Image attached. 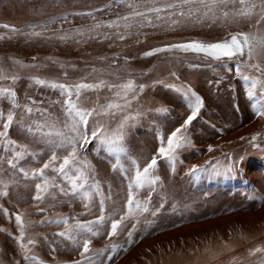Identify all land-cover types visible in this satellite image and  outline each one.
<instances>
[{
	"label": "rangeland",
	"instance_id": "obj_1",
	"mask_svg": "<svg viewBox=\"0 0 264 264\" xmlns=\"http://www.w3.org/2000/svg\"><path fill=\"white\" fill-rule=\"evenodd\" d=\"M112 2L62 0V4L56 5L55 0H0V25L8 24L23 30L13 33L0 27V37H3L0 38V66L7 70V74L19 76L15 82L0 80V87H12L21 105L28 103L34 108L47 109L54 117L63 120L61 102L64 97L60 91L37 85L31 77L69 84L99 80L120 84L127 79H132L136 85L143 84L142 91L136 89L135 99L129 94L127 105L123 96H117L107 87L85 90L81 97V103L86 107L109 102L122 106L113 108L112 116L96 117L109 127L114 128L124 115L140 113L129 124L124 143L141 168L157 154L161 138L166 144L168 134L191 112L183 95L166 85L190 87L203 100L200 113L187 128L186 135L191 143L178 149L174 164L160 157L154 170V175L159 178L156 184L135 191V197L141 201L150 200L153 209L161 203L164 207L156 217L145 214L154 221L151 225L145 224L141 218L131 245L125 242L126 233L111 238L112 243L122 244L127 251L121 250L109 264H234V258L236 264H257L258 258L249 257L248 251L264 244V200L258 199L264 197V118L255 114L253 101L246 93L247 85L235 73V64L240 58L214 60L201 54L180 52L175 57L166 53L149 57L140 55L144 50L168 42L187 39L215 42L238 31L264 30V25H257L255 18L240 19L227 26L212 21L171 25L162 20L154 22L155 27H133L124 40H119L114 30L108 28L97 29L83 37L73 36L76 29H86L94 21L91 16L69 15L63 23L58 21L48 25L49 30L41 36L23 34L30 31L24 27L26 24L44 21L63 12L103 9L95 13L96 21L100 22L127 12L123 6L105 8ZM66 33L68 39L58 38ZM93 68L103 71L93 72ZM172 71L176 72L178 79L170 75ZM11 107L7 99L0 98V112L5 117ZM14 111L16 121L8 130L9 137L29 145L30 151L36 153L35 159L25 157L21 166L41 167L51 155L49 146L34 140L27 131V124L19 122L23 109ZM25 118L29 122L39 120L41 113L34 111L30 118ZM257 133V139L252 141V136ZM66 154L63 150L58 152L60 157ZM5 155L0 147V156ZM78 157L90 164L103 194L111 195L108 204L115 201L117 207L122 206L128 192V179L119 169L112 168L116 163L115 156L107 153L90 136L89 143L78 150ZM228 164L234 167L226 174L223 166ZM121 165L128 175H134L135 166L131 159L122 157ZM192 165L205 171L197 178L189 171ZM214 165L220 170H214ZM54 166L58 167V162ZM79 166V163L72 165L69 174ZM0 167L6 174L10 171L4 161H0ZM46 175L55 176L58 184L70 187L51 167L46 170ZM36 182L39 181H28L30 186L27 189L22 182L11 191L10 197L0 198V203L10 212L26 211L37 222L58 213L81 220H91L99 215L100 197L94 191L91 203L81 196L61 195L63 202H55V207H50L54 202L45 201L39 206L46 211L37 212L34 206L37 202L31 199ZM250 196L253 198L249 199ZM85 204H89V208L86 209ZM0 228L18 234L14 216L9 220L0 213ZM62 228V224L38 223L31 230L43 234L38 237L33 252L46 264H57V261L71 264V261L80 259L78 250L70 241L58 242L56 246L50 244L53 234ZM44 235L49 241L43 239ZM109 242L106 234L93 237L91 247L100 249ZM16 260L22 261L18 246L7 232L0 231V262L14 264Z\"/></svg>",
	"mask_w": 264,
	"mask_h": 264
},
{
	"label": "snow or ice",
	"instance_id": "obj_2",
	"mask_svg": "<svg viewBox=\"0 0 264 264\" xmlns=\"http://www.w3.org/2000/svg\"><path fill=\"white\" fill-rule=\"evenodd\" d=\"M55 4H62V0H55ZM114 6H123L127 9V12L124 14L117 13L114 19L104 22L96 21L95 19V13L103 9H93L87 12H63L49 16L44 21L26 24L24 27L30 29V31L23 34L29 37L41 36L49 30L48 25L55 24L58 21L63 23L69 15L91 16L94 21L86 29H76L72 33L73 36L83 37L86 34L90 35L97 29L108 28L114 30L116 38L119 40H124L126 33H129L133 27L137 29L149 26L155 27L156 24L154 22L162 20L169 21L171 25L212 21L213 23H219L221 26H227L240 19L255 18L257 25H264V0H113L105 8L110 9ZM0 27L10 29L13 33H21L23 31L8 24L0 25ZM37 29L41 31H37ZM58 38L65 40L69 36L66 33ZM179 52L203 53L214 60H221L225 57L228 59L239 57L240 59L235 64V73L247 85L246 93L249 99L253 101L252 108L255 114L264 118V30L258 28L255 32L238 31L230 33L229 37L224 40H216L215 42H205L197 39L168 42L160 47L151 48L149 51L144 52L143 55L153 56L166 53L175 57V54ZM15 63L22 64L20 61H15ZM112 63L115 64L116 61L113 60ZM228 70L230 71L231 68ZM102 71L103 69L93 68V72ZM170 75L177 79L179 78L175 71H172ZM18 79V75H9L7 70L0 66V80L15 82ZM31 79L37 85L47 86L60 91L64 97L61 102L63 120L59 117H54L47 109L34 108L28 103L21 105L12 87H0V98L7 99L12 106L8 110L6 117L3 112H0V119H2L0 147L6 153L5 156H0V161L6 162L10 169L6 174L4 169L0 167V198L10 197L11 191L18 188L22 182L25 189H27L30 186L28 181H39L34 184V195L31 196V199L37 202L34 205L37 212L46 211L44 207L39 206L45 201L51 200L54 202L50 207H55V202H63L60 200L61 195L64 197L69 195L72 197L81 196L84 200H88L91 203V193L94 191L100 197L98 205L99 215H96L91 220H81L74 216L70 217L58 213L53 217L45 216L37 222L33 221L26 211L10 212L7 207H4L3 203H0V213H3L9 220L14 216L15 229L18 234L14 235L10 230L3 228H0V231L7 232L18 246L22 261L16 260L14 264H22V262L23 264H46L44 260L33 252V248L39 242L38 237L43 235L31 231L38 223L63 225L62 230L53 234L50 244L56 246L58 242L70 241L75 249L78 250L80 257V259L71 261V264H109L121 250L127 251L122 244L112 243L111 238L126 233L125 242L131 245L134 242L133 237L137 230V225L141 223V218H143L145 224L151 225L154 221L149 220L145 214L156 217L160 210L163 209L164 203L153 209L150 200L141 201L137 199L135 191L145 185L154 186L156 184L159 178L154 175V170L160 157L174 164L178 149L185 144L191 143L186 135L187 128L200 113L203 107V100L190 87L166 85L175 88L177 92L183 95L191 112L179 127H176L168 134L166 144L163 143L161 138V146L156 150L157 154L152 155L151 159L141 168L137 163V159L130 156L124 143L129 124L140 113L137 112L136 116L131 114L124 115L114 128L109 127L97 120L96 117L112 116L114 113L111 110L113 108L120 109L122 106L109 102L104 105L97 104L94 107H86L81 103V97L85 90L107 87L115 91L117 96H123L124 103L127 105L129 103V94L131 93L132 98L135 99L136 89L138 88L142 91L145 87L143 84L136 85L132 79H127L120 84L108 83L104 80H99L96 83L81 81L69 84L35 76L31 77ZM32 104L34 105L35 102L32 101ZM15 109H23L19 122L27 124V131L32 135L33 139L49 146L51 155L41 167L25 168L21 166V161H24L25 157L31 156L35 159L36 153L30 151L29 145L18 143L9 137L8 130L16 121ZM159 110L166 111V109ZM34 111L40 112L41 118L29 122L25 117L30 118ZM258 135L259 133L254 134L252 141H255ZM90 136L107 153L115 156L116 163L112 165V168L119 169L128 179L126 200L120 207L116 206L115 201H112L111 205L108 204L112 199L111 195L105 196L103 194L99 182L94 179L90 164L79 160L78 150L89 143ZM60 150L67 154L60 157L58 155ZM211 150V146H209V151ZM122 157L131 159L132 164L135 166L134 175L127 174V171L121 165ZM57 162L58 167H55L54 165ZM77 163L80 166L70 175L71 166ZM50 167L70 187L58 184L56 182L57 177L46 175V170ZM233 167V164L225 165L223 166V171L226 174L230 173L233 171ZM213 169L216 171L220 170L217 165H214ZM189 171L198 178L199 174L205 169L192 165ZM252 198V196L249 197V199ZM258 199L264 200V197H258ZM84 206L86 209L89 208V204ZM129 224H131L130 227L128 226ZM105 234L110 239V242L105 244L103 248H92V238ZM43 239L49 241L46 235L43 236ZM55 250L56 248L53 247V251ZM248 255L249 257L256 256L258 258L257 264H264V244H259L249 249ZM57 264H60V262L57 261ZM234 264H236L235 258Z\"/></svg>",
	"mask_w": 264,
	"mask_h": 264
},
{
	"label": "water",
	"instance_id": "obj_3",
	"mask_svg": "<svg viewBox=\"0 0 264 264\" xmlns=\"http://www.w3.org/2000/svg\"><path fill=\"white\" fill-rule=\"evenodd\" d=\"M228 37H229V35L226 36L225 38L221 39V40H224V39H226V38H228ZM157 47H160V46H157ZM151 48H153V47H151ZM151 48L142 51L140 56H142V57H149V56H144L143 53L146 52V51H149ZM180 53H184V52H180ZM187 53H192V52H187ZM160 54H162V53H160ZM163 54H164V53H163ZM196 54H197V53H196ZM199 54L204 55L203 53H199ZM155 55H156V54H155ZM204 56H205V55H204ZM206 57H207V56H206ZM208 58H211V57H208ZM225 58H226V57H225ZM237 58H239V57H237ZM211 59H212V58H211Z\"/></svg>",
	"mask_w": 264,
	"mask_h": 264
}]
</instances>
